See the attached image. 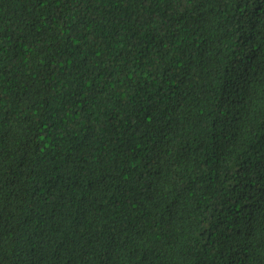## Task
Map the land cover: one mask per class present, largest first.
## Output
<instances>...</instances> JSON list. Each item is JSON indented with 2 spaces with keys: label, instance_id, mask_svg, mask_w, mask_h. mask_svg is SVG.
<instances>
[{
  "label": "trees",
  "instance_id": "trees-1",
  "mask_svg": "<svg viewBox=\"0 0 264 264\" xmlns=\"http://www.w3.org/2000/svg\"><path fill=\"white\" fill-rule=\"evenodd\" d=\"M0 264H264V0H0Z\"/></svg>",
  "mask_w": 264,
  "mask_h": 264
}]
</instances>
